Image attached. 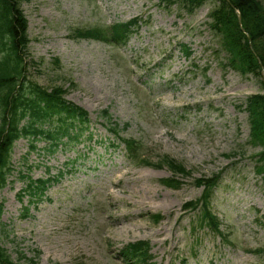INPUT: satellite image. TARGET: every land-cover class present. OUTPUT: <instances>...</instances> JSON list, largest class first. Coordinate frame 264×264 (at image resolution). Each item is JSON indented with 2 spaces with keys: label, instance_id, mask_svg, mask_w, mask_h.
<instances>
[{
  "label": "rangeland",
  "instance_id": "rangeland-1",
  "mask_svg": "<svg viewBox=\"0 0 264 264\" xmlns=\"http://www.w3.org/2000/svg\"><path fill=\"white\" fill-rule=\"evenodd\" d=\"M214 6L208 1L189 14L161 0H21L28 61L38 63L29 67L30 79L65 90L90 112L96 133L76 150L52 155L29 153L28 140L17 141L14 183L2 192L0 215L10 234L1 244L15 262L32 264L19 260L24 254L35 264H132L120 250L145 240L155 264H264V180L255 160L261 148L250 142L246 110L263 84L228 66L209 27ZM135 18L139 28L126 44L72 36ZM105 109L121 127L128 124L122 135L142 144L141 160L100 143L110 138L101 125ZM22 168L36 178L63 175L32 205L18 196ZM217 174L210 207L219 233L186 207L203 194L196 180Z\"/></svg>",
  "mask_w": 264,
  "mask_h": 264
},
{
  "label": "trees",
  "instance_id": "trees-1",
  "mask_svg": "<svg viewBox=\"0 0 264 264\" xmlns=\"http://www.w3.org/2000/svg\"><path fill=\"white\" fill-rule=\"evenodd\" d=\"M206 1H215L217 4L210 14L212 18L210 27L222 37L224 47L230 52L229 65L243 74L261 76L264 67L262 2L260 0H162L167 6L179 5L190 12L195 11ZM20 4L21 0H0V194L9 184L8 179L13 171V148L17 140L26 138L32 150L38 149V142H45L44 149L55 153L59 148L73 149L82 138L91 140L93 137V132L90 131L89 113L83 107L67 100L65 90L61 87L48 90L30 79L29 67L37 66L38 63L34 60L28 61L30 43L27 33L28 21ZM237 10L242 15V26L238 21ZM138 23V19H134L106 27L78 29L72 36L111 43H127L130 36L137 31ZM245 32L250 36L252 47ZM186 55L189 56L190 52L187 51ZM55 63L59 64V61L56 59ZM246 109L249 114L252 143L263 148L259 156L263 164L258 172L264 178V92L248 97ZM102 117L111 122L107 110L102 112ZM109 130L126 144L131 157L140 150L141 146L136 141L119 136L117 125L109 127ZM171 166L173 170L185 173L182 165L171 164ZM22 178L27 179L28 184L21 195L28 194L30 202L40 200L53 183L51 177L37 180L32 179L31 176H22ZM217 178L218 176H214L213 179H198L197 184L205 186L204 194L197 202L187 203L186 207L193 209L199 207L202 212L201 225H208L218 232L221 223L210 208ZM175 183L179 182L175 181ZM2 210L3 204L0 203V215ZM25 211L28 209L26 208ZM159 217L157 216V219ZM9 235L7 229L0 225V264H19L14 262L8 250L1 244L3 237ZM149 249L148 242L139 241L126 246L122 253L135 264H154ZM25 257L21 254L19 260ZM29 261L35 263L33 258Z\"/></svg>",
  "mask_w": 264,
  "mask_h": 264
}]
</instances>
